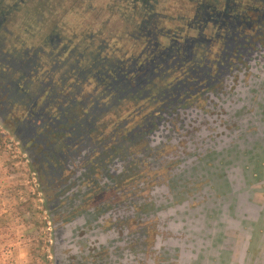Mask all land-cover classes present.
I'll use <instances>...</instances> for the list:
<instances>
[{
  "label": "flooded vegetation",
  "instance_id": "af4514ba",
  "mask_svg": "<svg viewBox=\"0 0 264 264\" xmlns=\"http://www.w3.org/2000/svg\"><path fill=\"white\" fill-rule=\"evenodd\" d=\"M191 1L170 27L141 16L81 97L39 84L23 119L35 86L0 50V118L42 183L52 264H260L264 0Z\"/></svg>",
  "mask_w": 264,
  "mask_h": 264
},
{
  "label": "rangeland",
  "instance_id": "374dc122",
  "mask_svg": "<svg viewBox=\"0 0 264 264\" xmlns=\"http://www.w3.org/2000/svg\"><path fill=\"white\" fill-rule=\"evenodd\" d=\"M191 4V0H0V50L15 59L14 67L4 65L10 67L12 79L35 86L34 92L19 97L15 115L23 119L26 104L39 94L41 83L67 97L82 87L81 97L94 86L93 77L86 76L89 69L99 68L107 57L135 51L141 16L155 14L170 27L189 13ZM50 36L52 43L47 41ZM76 48L82 52L77 59H82L63 66ZM33 54L37 62H29ZM58 58L60 66L53 64ZM2 89L0 85V94ZM6 97L7 93L1 99ZM111 117H101L98 124ZM13 121L0 118V264H52L45 193L21 138L9 128ZM260 244L264 264V240Z\"/></svg>",
  "mask_w": 264,
  "mask_h": 264
},
{
  "label": "trees",
  "instance_id": "16d2710c",
  "mask_svg": "<svg viewBox=\"0 0 264 264\" xmlns=\"http://www.w3.org/2000/svg\"><path fill=\"white\" fill-rule=\"evenodd\" d=\"M53 37L52 36H50L48 39H47V41L49 40L50 42L52 41L53 42V39H52ZM51 42V43H52ZM82 54V52L78 49V48H76V50H75V52L73 53V56L70 58V59H67V60H64V61H62L61 62V64L63 65V66H71L72 64H73V61L74 60H76L80 55ZM51 58V57H50ZM79 59H82V57L81 58H79ZM79 59H77V60H79ZM84 59V58H83ZM55 61L53 62V64L54 63H56L58 60H59V58L58 59H54ZM76 60V61H77ZM60 64V65H61ZM78 71V74H80L81 75V73H84V71L82 72V71H80V70H77ZM76 71V72H77ZM77 74V73H76ZM87 74V73H86Z\"/></svg>",
  "mask_w": 264,
  "mask_h": 264
}]
</instances>
